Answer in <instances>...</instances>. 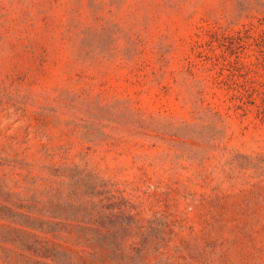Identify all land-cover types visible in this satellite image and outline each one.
<instances>
[{"label":"rangeland","instance_id":"obj_1","mask_svg":"<svg viewBox=\"0 0 264 264\" xmlns=\"http://www.w3.org/2000/svg\"><path fill=\"white\" fill-rule=\"evenodd\" d=\"M64 252L264 264V0H0V264Z\"/></svg>","mask_w":264,"mask_h":264},{"label":"trees","instance_id":"obj_2","mask_svg":"<svg viewBox=\"0 0 264 264\" xmlns=\"http://www.w3.org/2000/svg\"><path fill=\"white\" fill-rule=\"evenodd\" d=\"M88 243L92 246L98 247V249H96V252L94 254V256L98 257L102 260L103 258V253L99 251L100 247L104 246V241L100 240V241H92L91 239L88 240ZM100 246V247H99ZM100 255V256H99ZM54 258L56 261H58L60 264L64 263V264H72V262L70 261L71 255L68 252H64V253H56L54 254ZM81 259L86 262L87 259L85 258V256L81 255ZM93 264H98V260L97 259H93L92 260Z\"/></svg>","mask_w":264,"mask_h":264}]
</instances>
